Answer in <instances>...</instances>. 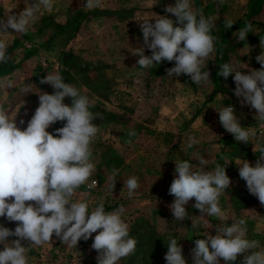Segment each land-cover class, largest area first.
I'll use <instances>...</instances> for the list:
<instances>
[{"label": "rangeland", "instance_id": "1", "mask_svg": "<svg viewBox=\"0 0 264 264\" xmlns=\"http://www.w3.org/2000/svg\"><path fill=\"white\" fill-rule=\"evenodd\" d=\"M28 2L0 0V19L18 13ZM53 2L51 10L38 13L27 33L0 31L11 57L8 63H0V79L13 82L11 88H0V107L24 130L39 106L40 92H54L52 86L40 83L41 78L55 73L89 98L90 111L98 114L93 123L99 131L91 144L96 170L76 190L73 201H87L90 211L101 202L106 211L124 206L122 219L137 245L118 264H166L172 238L182 247L187 264H193L191 250L196 239L214 236L216 226L239 219L246 220V238L258 241L257 250H264V205L249 193L238 170L244 160L255 165L260 153L253 147L264 141V128L254 119L256 111L235 96L234 74L227 79L218 75L224 63L245 74L261 68L256 57L264 51L260 45L264 0H191L194 12L216 24L211 32L217 38L215 51L206 61L210 79L199 86L187 75L167 76L166 69L174 62L141 68L139 57L132 55L134 48L143 46L139 23L147 19L155 23L156 15L175 21L164 11L175 0H100L92 9L85 7L86 0ZM249 24L246 41H238V30ZM145 55L151 56L147 48ZM64 103L70 106L71 98ZM230 105L241 126L256 133L248 144L236 142L219 123L216 110ZM63 124L57 122L47 131L55 134ZM130 131L136 135L130 137ZM189 137L198 143L187 149ZM201 157L208 161L206 170L220 164L231 180L219 197L224 221L201 214L193 207L194 198L185 206L188 217L177 221L169 208L174 196L168 192L175 161L187 160L198 170ZM114 170L118 175L112 190L108 177ZM132 176L139 178L140 187L130 199L124 181ZM0 224L12 230L17 226L4 217ZM95 235L71 247L55 235L42 246L24 241L28 264H97L98 253L91 248ZM242 259L243 254L232 264H241ZM220 264L225 262L221 259Z\"/></svg>", "mask_w": 264, "mask_h": 264}, {"label": "clouds", "instance_id": "2", "mask_svg": "<svg viewBox=\"0 0 264 264\" xmlns=\"http://www.w3.org/2000/svg\"><path fill=\"white\" fill-rule=\"evenodd\" d=\"M99 5L100 0L85 2L89 9ZM53 7V0H29L18 13L0 19V31L27 33L38 13ZM164 11L172 14L175 21L156 15L159 18L154 19L155 23L150 22L151 19L140 22L143 46L134 48L132 55L139 57L137 63L141 68H152L163 61L174 62L173 67L166 69L167 76L177 78L183 74L195 85L206 84L210 79L206 61L215 51L217 39L211 35L215 22L194 12L191 0H175V4L168 5ZM227 26L231 28L233 24ZM250 31V24L239 29L237 40L246 41ZM260 45L264 49V39L260 40ZM7 48L6 41L0 39V63L6 64L11 59ZM145 48L151 51V56L145 55ZM256 60L261 65L258 70L251 69L245 74L230 63H224L218 75L227 79L234 74L235 96L242 98V105L256 111L254 119L264 128V51ZM40 83L52 86L54 92H40L39 106L24 130L0 107V217L17 222L14 230L0 224V245L3 246L0 264H28L24 241L27 245L42 246L55 235L71 247L77 246L81 239L87 241L93 233L96 235L91 248L98 253L97 264H118L122 258L133 254L137 245V240L129 234V225L122 219L124 206L106 211L101 202L90 211L87 201H73L76 190L85 185L96 170L91 144L99 131L93 123L98 114L90 111L89 98L66 83L61 74H48ZM12 85L11 80L0 79V88ZM65 98H71L70 106L64 103ZM216 111L219 123L236 142L248 144L256 137L255 132L241 126L233 106H223ZM57 122H64L63 127L55 129V134L47 131ZM128 135L136 133L130 131ZM261 135L264 136V132ZM197 143L195 137H189L186 148ZM257 149L260 155L255 165L244 160L238 170L249 193L264 205V141L254 145L253 151ZM198 164L199 169L194 170L187 160L175 161L174 179L168 189L174 196L169 205L173 217L183 222L188 217L185 206L194 198L193 207L201 214L224 221L219 197L231 184L226 168L216 164L214 169L206 170L208 161L203 157ZM117 175L114 170L108 177L112 190ZM124 186L131 199L140 187L139 178L129 177ZM246 233L245 219L216 226V235L208 234L195 240L191 250L193 264H220L221 259L225 264H232L241 254V264H264V250H257L259 242L247 239ZM9 237L16 239L9 240ZM164 258L166 264H187L175 238L169 240Z\"/></svg>", "mask_w": 264, "mask_h": 264}]
</instances>
